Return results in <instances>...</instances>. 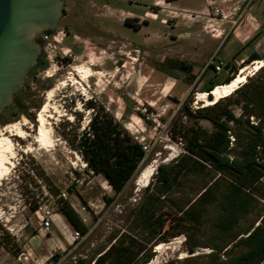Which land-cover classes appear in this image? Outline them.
<instances>
[{
  "label": "rangeland",
  "instance_id": "374dc122",
  "mask_svg": "<svg viewBox=\"0 0 264 264\" xmlns=\"http://www.w3.org/2000/svg\"><path fill=\"white\" fill-rule=\"evenodd\" d=\"M154 1L66 0V15L55 29L68 31L58 50L60 68L52 77L38 70L27 77L23 109L10 108L0 114L1 135L16 123L26 132V137L11 135L14 165L0 179V264H49L47 257L55 253L61 255L57 264H74L78 258L93 257L114 242L116 235L128 232L150 238L151 232L132 214L155 191V187L145 191V186L138 185L139 172L147 165L157 169L183 152L171 126L186 99L192 98L193 109L203 106L195 102L196 93L214 77L227 76L228 63L239 71L251 53L264 56V0H163L161 6ZM127 17H134L141 27L126 22ZM67 49L71 56L65 57ZM181 61L193 65L194 78L176 68ZM211 63L221 67H211ZM76 65L91 67L93 75L85 80L74 69ZM52 88L54 95L47 108L51 142L42 146L36 142L37 114ZM89 99L105 107L147 145L145 160L121 192L103 176L88 173L81 154L72 146L94 113L86 105ZM199 121L212 129L209 120ZM200 181L199 176H189L171 195L182 200L194 197ZM53 191L75 209L86 206L89 229L81 240L71 243L74 227L59 210V195ZM44 204L54 213L48 232L42 227L38 208ZM169 224L170 220L166 228ZM203 235L192 233L193 239ZM187 247L184 234L153 244L154 257L148 264L211 251L199 246L191 253ZM21 251L25 254L20 258Z\"/></svg>",
  "mask_w": 264,
  "mask_h": 264
},
{
  "label": "trees",
  "instance_id": "16d2710c",
  "mask_svg": "<svg viewBox=\"0 0 264 264\" xmlns=\"http://www.w3.org/2000/svg\"><path fill=\"white\" fill-rule=\"evenodd\" d=\"M126 22L131 21L126 18ZM37 40L41 45L40 36ZM263 58L253 52L247 63ZM175 66L195 77L191 63L181 61ZM47 67L42 50L27 77ZM228 68L227 76L222 80L214 77L203 91L209 93L216 85L230 81L238 67L228 63ZM23 91L21 88L15 93L4 110H22ZM191 101L188 98L183 102L171 126L183 152L157 166L152 175L156 183L150 180L144 187L145 191L155 187V191L147 194L144 204L132 213L151 237L143 239L128 232L116 235L114 242L93 257L78 258L74 264H148L154 257L153 244L181 234L186 236L189 252L194 253L199 246L211 251L164 264H264V66L237 91L214 104L193 109ZM86 105L94 113L87 129L76 134L72 146L87 163V172L93 170L121 192L145 160L146 150L105 107L97 106L93 99ZM201 118L209 120L212 129L202 125ZM189 176L201 178L196 196L185 200L173 197V190ZM53 194L59 195L58 208L71 225L87 233L89 228L73 205L59 192ZM197 231L204 234L201 239H193L192 233Z\"/></svg>",
  "mask_w": 264,
  "mask_h": 264
},
{
  "label": "water",
  "instance_id": "95a60500",
  "mask_svg": "<svg viewBox=\"0 0 264 264\" xmlns=\"http://www.w3.org/2000/svg\"><path fill=\"white\" fill-rule=\"evenodd\" d=\"M64 5L65 0H0V114L37 63L38 36L57 28Z\"/></svg>",
  "mask_w": 264,
  "mask_h": 264
},
{
  "label": "bare ground",
  "instance_id": "6f19581e",
  "mask_svg": "<svg viewBox=\"0 0 264 264\" xmlns=\"http://www.w3.org/2000/svg\"><path fill=\"white\" fill-rule=\"evenodd\" d=\"M131 58L137 60L135 56H132ZM263 66L264 58L257 59L251 64H246L239 69L237 74L230 81L216 85L209 93L206 91L197 92L194 97L195 102L202 103L203 106H206L214 104L224 97H228L229 95L237 91V89L248 80V77L253 75L255 71ZM74 69L77 72L81 73L85 80H88V78L91 77L94 73V70H92L91 67L76 65ZM61 83H64V81H61ZM55 88L47 91L46 102L37 114L39 126L38 134L36 136V142L42 146H47L51 142V137L47 132L48 125L51 124V122L49 121L51 115L48 113L47 108L51 103L50 101L52 100V97L54 95ZM20 126L18 123L12 125L9 124L5 129H3L2 135L0 134V179L8 174V172L11 170V167L14 165V161L12 159H14L15 157V150L11 135L15 134L21 137H26V132ZM7 133H10V135ZM155 170L156 169L153 165H147L142 168L137 177L138 185L146 186L150 182L152 175L155 173ZM160 247L161 246H158V248Z\"/></svg>",
  "mask_w": 264,
  "mask_h": 264
},
{
  "label": "built area",
  "instance_id": "2783aa9c",
  "mask_svg": "<svg viewBox=\"0 0 264 264\" xmlns=\"http://www.w3.org/2000/svg\"><path fill=\"white\" fill-rule=\"evenodd\" d=\"M39 36L42 42L41 47H42V50L44 51L45 59L48 62V64L50 63V65L46 69L41 70L40 73H42L44 76L52 77L54 74H56V72L60 68L58 50L61 44L63 43L64 39L68 36V31L65 28H61V29L54 30V31H45L41 33ZM63 52H64L65 57L71 56L68 49ZM216 67L220 68L221 66L216 65ZM89 121L90 119L88 120V123ZM140 141L143 144L144 149L147 150V145L143 142V139H140ZM82 164L84 168H87V163L85 161H83ZM88 171H89L88 173H91L92 175H94L93 170L89 169ZM38 208L40 212L42 213V217H41L42 227L48 232L51 229L54 213L50 208H48L47 204L39 205ZM75 210L77 211L82 222L86 224L87 222V217L85 216L86 206L83 205L79 207V209H75ZM85 234L82 233L79 229L74 228L73 233H72L71 243L81 240ZM24 254L25 252L21 251L19 253V257L21 258ZM60 257L61 255L59 253H55V254H51L50 256H48L46 260L49 262V264H53L54 262L55 264H57L60 261Z\"/></svg>",
  "mask_w": 264,
  "mask_h": 264
},
{
  "label": "flooded vegetation",
  "instance_id": "af4514ba",
  "mask_svg": "<svg viewBox=\"0 0 264 264\" xmlns=\"http://www.w3.org/2000/svg\"><path fill=\"white\" fill-rule=\"evenodd\" d=\"M65 2H66V0H65ZM64 15H66V8H65V5H64V13H63V16H64ZM135 15H136V14H135ZM135 15H134V16H135ZM63 16H62V17H63ZM137 16H139V15H137ZM127 18L130 19V21L134 23L136 29H139V28L141 27V26L137 23V21H136V19H135L134 17H133V18H132V17H127ZM133 19H134V20H133ZM129 24H130V23H129ZM24 86H25V85L23 84L22 88H24ZM13 98H14V97H13ZM37 121H38V120H37ZM38 126H39V125H38Z\"/></svg>",
  "mask_w": 264,
  "mask_h": 264
},
{
  "label": "crops",
  "instance_id": "0c3cea01",
  "mask_svg": "<svg viewBox=\"0 0 264 264\" xmlns=\"http://www.w3.org/2000/svg\"><path fill=\"white\" fill-rule=\"evenodd\" d=\"M165 1H167V0H165ZM170 1H172V0H170ZM173 1H174V0H173ZM209 2H210V1L208 0V1H207V3H209ZM162 3H163V0H155V1H154V4H155V5H159V6H161V5H162ZM219 4H220V3H219ZM223 4H224V3H223ZM220 6H221V5H220ZM203 7H204V8L206 7V8H207V10H208V8H209V7H207V5L205 6V4H204V6H203ZM204 8H200L199 10H200V11H201V10L203 11V10H204ZM199 10H198V11H199ZM128 14H130L129 16H131V15H132V13H131V12H129Z\"/></svg>",
  "mask_w": 264,
  "mask_h": 264
}]
</instances>
